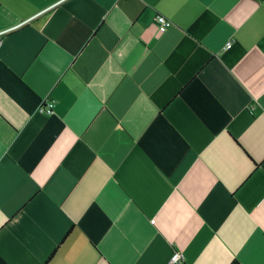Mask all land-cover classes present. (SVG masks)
Wrapping results in <instances>:
<instances>
[{
  "label": "crops",
  "instance_id": "1",
  "mask_svg": "<svg viewBox=\"0 0 264 264\" xmlns=\"http://www.w3.org/2000/svg\"><path fill=\"white\" fill-rule=\"evenodd\" d=\"M59 1L0 0V264H264V0Z\"/></svg>",
  "mask_w": 264,
  "mask_h": 264
},
{
  "label": "built area",
  "instance_id": "2",
  "mask_svg": "<svg viewBox=\"0 0 264 264\" xmlns=\"http://www.w3.org/2000/svg\"><path fill=\"white\" fill-rule=\"evenodd\" d=\"M154 22L157 26V29L162 33L166 32L170 27H172V21H170L169 19H167L166 17L162 15H157L155 17ZM232 45H233L232 43H228V45L226 46V49H230ZM54 107H55V102L49 101L45 105H42V110L47 113H53ZM154 223H155V220H152L151 224H154ZM182 260H183L182 254L179 252H175L169 259L168 264H181Z\"/></svg>",
  "mask_w": 264,
  "mask_h": 264
},
{
  "label": "water",
  "instance_id": "3",
  "mask_svg": "<svg viewBox=\"0 0 264 264\" xmlns=\"http://www.w3.org/2000/svg\"><path fill=\"white\" fill-rule=\"evenodd\" d=\"M62 1H63V0H61V1H59V2H57V3H55V4H53V5H51V6H50L49 8H47L46 10L53 8L54 6H56L57 4L61 3ZM46 10L40 12L38 15H40V14L43 13V12H45ZM38 15H35V16L32 17L31 19L22 22L20 25L25 24L26 22H28V21L34 19V18H35L36 16H38ZM20 25H18V26H20ZM18 26H16V27H18ZM16 27H14V28H16ZM14 28L8 29V30H6V31H4V32H2V33L8 32V31H10V30H12V29H14Z\"/></svg>",
  "mask_w": 264,
  "mask_h": 264
}]
</instances>
